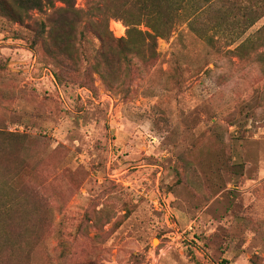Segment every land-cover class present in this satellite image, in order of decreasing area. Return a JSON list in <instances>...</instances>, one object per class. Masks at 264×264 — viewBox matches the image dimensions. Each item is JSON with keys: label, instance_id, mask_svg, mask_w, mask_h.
Returning a JSON list of instances; mask_svg holds the SVG:
<instances>
[{"label": "rangeland", "instance_id": "1", "mask_svg": "<svg viewBox=\"0 0 264 264\" xmlns=\"http://www.w3.org/2000/svg\"><path fill=\"white\" fill-rule=\"evenodd\" d=\"M73 1L88 14L102 0ZM51 12L0 10L4 264L8 245L15 264H264V34L234 49L264 17L213 46L183 24L107 86L80 80L87 34L76 81H56L34 45ZM108 30L125 37L118 19Z\"/></svg>", "mask_w": 264, "mask_h": 264}, {"label": "trees", "instance_id": "2", "mask_svg": "<svg viewBox=\"0 0 264 264\" xmlns=\"http://www.w3.org/2000/svg\"><path fill=\"white\" fill-rule=\"evenodd\" d=\"M11 3L10 13L1 7L0 10L18 21L33 11H52L46 22L35 21L34 45L41 44L46 56L57 65L54 77L59 84L76 81L83 47L88 44L84 34L91 36L98 46L95 62L85 67L80 80L92 81L91 74L95 73L111 86L121 74L132 72L129 56H139L145 61L156 59L157 41L169 38L183 24L190 33L213 46V35H220L225 41L232 34L238 38L264 17V0H102L88 14L75 11L73 0H11ZM55 3L62 7L55 9ZM111 19L123 22L124 38L115 39L109 32ZM261 32L264 34V26L256 32L257 36H252L254 39L246 37L234 49L258 47ZM120 84L123 86V80ZM8 248L9 264H15L17 247L8 245ZM0 264H4V248H0Z\"/></svg>", "mask_w": 264, "mask_h": 264}, {"label": "built area", "instance_id": "3", "mask_svg": "<svg viewBox=\"0 0 264 264\" xmlns=\"http://www.w3.org/2000/svg\"><path fill=\"white\" fill-rule=\"evenodd\" d=\"M113 22V24L114 25H120L121 26V24L119 23V22H115V21H112ZM122 27V26H121ZM111 31H113V29H111ZM123 32H124V29L122 28V30H121V32H120V35L121 36H123ZM113 33H114V31H113Z\"/></svg>", "mask_w": 264, "mask_h": 264}, {"label": "bare ground", "instance_id": "4", "mask_svg": "<svg viewBox=\"0 0 264 264\" xmlns=\"http://www.w3.org/2000/svg\"><path fill=\"white\" fill-rule=\"evenodd\" d=\"M156 243V241H154V244Z\"/></svg>", "mask_w": 264, "mask_h": 264}]
</instances>
